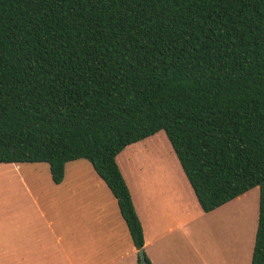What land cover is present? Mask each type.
<instances>
[{"label":"trees","instance_id":"trees-1","mask_svg":"<svg viewBox=\"0 0 264 264\" xmlns=\"http://www.w3.org/2000/svg\"><path fill=\"white\" fill-rule=\"evenodd\" d=\"M160 130L203 212L258 188L264 264V0H0V163L87 160L137 251L115 156Z\"/></svg>","mask_w":264,"mask_h":264},{"label":"crops","instance_id":"crops-1","mask_svg":"<svg viewBox=\"0 0 264 264\" xmlns=\"http://www.w3.org/2000/svg\"><path fill=\"white\" fill-rule=\"evenodd\" d=\"M147 137L124 147L134 146L127 177L120 173L149 261L249 264L258 188L203 212L169 149L160 158L167 171H141L144 145L137 144ZM87 162H66L59 183L51 181L46 163H0V264H135L137 251L116 201ZM202 230L207 239H197Z\"/></svg>","mask_w":264,"mask_h":264},{"label":"rangeland","instance_id":"rangeland-1","mask_svg":"<svg viewBox=\"0 0 264 264\" xmlns=\"http://www.w3.org/2000/svg\"><path fill=\"white\" fill-rule=\"evenodd\" d=\"M142 144L144 145L143 149L141 147ZM137 145H139L138 147H141L140 151L138 152L139 157L141 159L140 164L138 166L141 168V171L149 173H163L167 171V166L160 160V158L163 156H168V153H166V148L169 149V156L172 155L174 157V155L161 130L157 131L151 136H148L144 140V142H141ZM132 147L134 146L124 148L115 157V162L118 166V169L122 172L125 177H127V173H129L130 171V165L129 163H127V159L131 157L128 155V152L132 150ZM186 237V239H195L194 235H192V237ZM165 239L168 238L165 237ZM197 239H207V231L202 230L201 233L199 232L197 234Z\"/></svg>","mask_w":264,"mask_h":264},{"label":"water","instance_id":"water-1","mask_svg":"<svg viewBox=\"0 0 264 264\" xmlns=\"http://www.w3.org/2000/svg\"><path fill=\"white\" fill-rule=\"evenodd\" d=\"M138 264H143L144 262V254L142 249L137 250Z\"/></svg>","mask_w":264,"mask_h":264}]
</instances>
